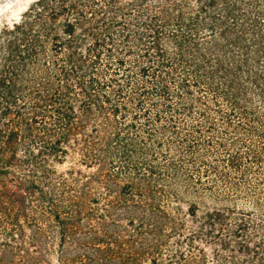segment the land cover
<instances>
[{
	"label": "trees",
	"instance_id": "trees-1",
	"mask_svg": "<svg viewBox=\"0 0 264 264\" xmlns=\"http://www.w3.org/2000/svg\"><path fill=\"white\" fill-rule=\"evenodd\" d=\"M263 151L264 0H37L0 28V264L54 243L58 264H264L261 207L215 184Z\"/></svg>",
	"mask_w": 264,
	"mask_h": 264
},
{
	"label": "rangeland",
	"instance_id": "rangeland-1",
	"mask_svg": "<svg viewBox=\"0 0 264 264\" xmlns=\"http://www.w3.org/2000/svg\"><path fill=\"white\" fill-rule=\"evenodd\" d=\"M36 1L37 0H19L16 4H14L12 7H10L8 10H6L3 14L0 15V28H2L6 24L12 25L13 23L18 22L21 19L22 15L28 10L30 5ZM252 141L256 146L259 147L258 149L262 148L261 146H263V141L257 139H254ZM69 161L65 165L58 167V169L60 171H64L65 169H67V167L74 165L75 161ZM246 165L251 167L247 182L243 183L241 181L242 179L240 178V175L231 173L232 178L235 177L234 181L241 184L238 190L235 191L229 185L222 182H215V184L217 185L216 189L221 192L225 197H227L225 202H227L228 204L224 205L230 207L231 203L237 205V207L239 208L249 210L255 209L259 205L261 207L262 213H264V151L263 157H261L260 161L257 164L247 162ZM76 167L81 168L82 166L77 165ZM50 254L51 264H58L56 243L52 245L50 249Z\"/></svg>",
	"mask_w": 264,
	"mask_h": 264
},
{
	"label": "bare ground",
	"instance_id": "bare-ground-1",
	"mask_svg": "<svg viewBox=\"0 0 264 264\" xmlns=\"http://www.w3.org/2000/svg\"><path fill=\"white\" fill-rule=\"evenodd\" d=\"M19 0H0V15L16 4ZM25 9V8H24Z\"/></svg>",
	"mask_w": 264,
	"mask_h": 264
}]
</instances>
